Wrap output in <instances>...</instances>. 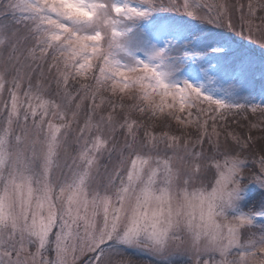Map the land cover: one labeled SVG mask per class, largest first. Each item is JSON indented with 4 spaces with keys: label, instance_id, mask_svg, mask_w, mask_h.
<instances>
[{
    "label": "snow or ice",
    "instance_id": "6c2138e0",
    "mask_svg": "<svg viewBox=\"0 0 264 264\" xmlns=\"http://www.w3.org/2000/svg\"><path fill=\"white\" fill-rule=\"evenodd\" d=\"M0 264H264V0H0Z\"/></svg>",
    "mask_w": 264,
    "mask_h": 264
},
{
    "label": "rangeland",
    "instance_id": "374dc122",
    "mask_svg": "<svg viewBox=\"0 0 264 264\" xmlns=\"http://www.w3.org/2000/svg\"><path fill=\"white\" fill-rule=\"evenodd\" d=\"M251 118V117H250ZM143 259H145V260H147V259H149V257H147V256H144V257H142Z\"/></svg>",
    "mask_w": 264,
    "mask_h": 264
}]
</instances>
